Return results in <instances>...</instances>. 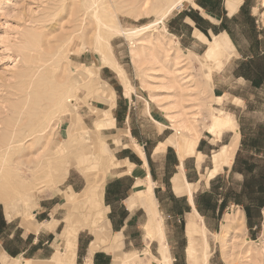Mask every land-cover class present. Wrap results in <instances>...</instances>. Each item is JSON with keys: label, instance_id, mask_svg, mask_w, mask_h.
I'll return each instance as SVG.
<instances>
[{"label": "rangeland", "instance_id": "rangeland-1", "mask_svg": "<svg viewBox=\"0 0 264 264\" xmlns=\"http://www.w3.org/2000/svg\"><path fill=\"white\" fill-rule=\"evenodd\" d=\"M92 3L96 10H87ZM195 3L0 0V212L11 221L14 236L33 237L41 222H59L55 255L35 258L32 250L15 258L0 256L4 258L0 264H92V248L108 252L109 264H190L188 218L204 228L203 235L197 230L194 242L196 264H264V0H246L243 16L233 22L241 54H234L233 63L224 66L221 61L233 50L225 35L208 42L203 58L198 50L195 55L186 51L195 38L190 37L184 16L192 17ZM254 53L258 55L254 59H262L245 71L253 82L227 78L228 71ZM213 84L217 94L230 93L233 99L225 95L214 101ZM123 90L136 91L143 106L153 102L168 119L198 121L202 127L211 124L208 130L218 135L233 124L216 127L212 116L217 109L223 113L233 109L239 143L233 148V171L228 166L232 150L224 147L219 163L207 162L214 171L203 176L207 183L219 175L215 186L230 192L231 201L221 203L218 217L192 215L156 234L148 229L147 248L116 251L117 246L104 248L112 238L98 205L101 195L87 200L86 191H101L107 169L117 165H112L100 132L110 118L103 111ZM141 119H146L143 111ZM73 183L74 200L68 203L67 186ZM53 196H58V206L52 215L47 211L35 217ZM66 228L75 238L74 256L67 261L62 246ZM153 241L151 247L146 245ZM29 243L16 240L12 246L27 250Z\"/></svg>", "mask_w": 264, "mask_h": 264}, {"label": "crops", "instance_id": "crops-1", "mask_svg": "<svg viewBox=\"0 0 264 264\" xmlns=\"http://www.w3.org/2000/svg\"><path fill=\"white\" fill-rule=\"evenodd\" d=\"M236 1L225 0L224 3H217L215 0H196L192 17L184 16L188 20L190 37L195 38L186 51L195 55L198 50V57L203 58L208 42L225 35L234 51L221 63L224 61L223 66L232 64L234 54H241L240 46L233 36V22L243 16L246 0ZM254 57H258L257 53L245 57L240 67L228 71L227 78L235 77L253 82L254 78L246 75L245 71L246 68H254L253 65L262 59ZM217 89L218 86L213 84L211 96L214 101L225 95L233 99L230 93L217 94ZM125 91L121 92L120 97L114 98L110 108L103 111L110 118L104 120V128L100 132L111 154L112 165L117 164L105 173L98 204L103 210L105 226L112 238L104 248L115 249L114 246H117L116 251L119 248L141 250L146 247L144 241L147 239L148 229L151 234H156L161 227L164 228L167 224L176 226L192 215L204 219L209 214L218 217L221 203L226 205L231 201L230 192L222 185L215 186L219 175L210 178L207 183L203 176L206 171H214L213 164L207 165V162L219 163V154L224 147L232 150L231 163L228 166L233 171V148L235 151L239 143L237 128L222 130L218 135L208 130L211 124L202 127L198 121L197 125L196 122L186 120L179 123L177 120L168 119L162 109L151 101L145 102L143 106L136 91L128 94ZM142 111L146 115L144 121L141 119ZM227 114L233 122V109ZM234 121L236 122L235 118ZM189 143L192 144L191 148L187 146ZM216 156H219L217 162ZM205 188L208 192H205ZM74 191L75 184H69L67 192L75 193ZM235 197L233 194V202L237 201ZM57 198L58 196H53L46 199L43 202L44 207H40V211L35 212L34 216H40L47 211L51 216L54 208L58 206ZM48 205L51 206L46 209ZM4 216L0 212V256L15 258L31 253L32 250V257L35 258L46 259L55 255L59 244L55 234L59 227L57 220L41 222L40 231L36 235L31 237L27 234L24 237L22 233L14 236V228H10L11 221H7ZM160 234L158 236L162 238ZM163 238L167 239L166 233ZM16 240L20 243L30 240L29 248L14 249L12 245ZM154 243L153 241L146 245L151 247ZM79 246L80 242L77 240V251ZM89 248L90 244L88 252ZM164 250L167 249L163 248ZM109 256L104 249L91 250L90 261L92 264H109Z\"/></svg>", "mask_w": 264, "mask_h": 264}, {"label": "bare ground", "instance_id": "bare-ground-1", "mask_svg": "<svg viewBox=\"0 0 264 264\" xmlns=\"http://www.w3.org/2000/svg\"><path fill=\"white\" fill-rule=\"evenodd\" d=\"M182 0H178V3H180ZM94 4H95V2H94ZM93 5V3L92 4H90V5H88L86 8H87V10H89V8H91V10L93 9L91 6ZM173 8V7H172ZM94 10V9H93ZM96 10V9H95ZM94 10V11H95ZM88 12V11H87ZM91 13V12H90ZM91 15H94V12H93V14H91ZM92 17V16H91ZM164 17V16H163ZM95 18V17H94ZM161 20V19H160ZM72 38V37H71ZM72 40V39H71ZM66 42V41H65ZM103 63H104V65H108L109 63H108V59H106L104 56H103ZM127 91V90H126ZM125 91V92H126ZM129 91V90H128ZM126 94V93H125ZM128 94V93H127ZM213 118V124H214V126H216V127H226V126H229V125H232V123H233V127H234V122H232V120H231V118H230V116H228L227 114H225V113H223L222 111H220V110H217V113L216 114H214L213 116H212ZM234 129H236V126L233 128V130ZM179 147V146H178ZM66 148V147H65ZM62 151V150H61ZM65 152V151H64ZM61 154V153H60ZM3 179L5 180V177H3ZM6 181V180H5ZM75 194L74 193H70V195H69V198H68V203H71V202H73V200H74V198H73V196H74ZM100 195H101V191H99V189H91V190H87L86 191V196H87V200L88 199H90V200H95V198L96 197H100ZM37 202V201H36ZM31 205V204H30ZM29 208V207H28ZM31 209V208H30ZM29 210V209H28ZM30 211V210H29ZM27 213V212H26ZM10 214V213H9ZM9 214L7 213V217L9 216ZM29 214V213H28ZM11 215V214H10ZM23 215H25V214H23ZM24 218V217H23ZM24 221V220H23ZM22 221V222H23ZM27 222V221H26ZM27 223H29V222H27ZM25 224V223H24ZM23 224V225H24ZM29 227H32V226H29ZM197 227H198V229H197ZM196 227V223H195V221H194V219L193 218H188V220H187V222H186V234H187V240H188V246H187V251H188V258H189V263L190 264H196L195 263V253H194V242H195V239H196V237H197V235H198V232H197V230H199L200 231V233H201V235H203V233H204V228H203V225L202 226H197ZM24 228V227H23ZM64 230V229H63ZM62 230V231H63ZM70 228H66L65 230H64V232L62 233L63 235H62V237H63V245L62 246H64L65 247V249H66V252L67 253H65L66 254V260L65 261H67V259H69V258H73V256H74V250H75V238H74V236H73V234H71L70 233ZM205 236V235H204ZM203 236V237H204ZM62 239V238H61ZM206 240V239H205ZM197 241V240H196ZM205 245V244H204ZM196 246V245H195ZM206 246V245H205ZM62 248V247H61ZM92 250H94V248L92 249ZM62 251V250H61ZM63 253V252H62ZM61 253V254H62ZM206 255V254H205ZM62 256V255H61ZM204 256V255H203ZM205 257V256H204ZM203 257V259L205 260V258ZM163 258H164V260L165 261H168V254H167V250H164L163 251ZM64 259V258H63ZM202 260V259H201ZM62 261V260H61ZM203 262H205V261H203ZM0 263H4V258L3 257H1V259H0ZM88 264H90V263H88ZM207 264V263H206Z\"/></svg>", "mask_w": 264, "mask_h": 264}]
</instances>
